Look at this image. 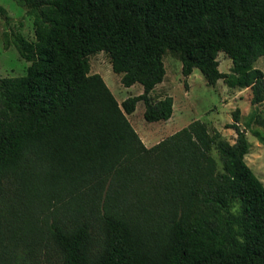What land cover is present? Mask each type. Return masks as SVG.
Wrapping results in <instances>:
<instances>
[{
  "label": "trees",
  "instance_id": "trees-1",
  "mask_svg": "<svg viewBox=\"0 0 264 264\" xmlns=\"http://www.w3.org/2000/svg\"><path fill=\"white\" fill-rule=\"evenodd\" d=\"M15 2L35 40L13 43L27 74L0 75V195L13 192L0 264H18L29 241L52 245L59 264H264V182L246 161L239 110L234 143L196 120L148 147L128 118L141 101L147 121L172 118L174 98L152 96L170 50L185 76L199 68L211 85L233 78L219 69L224 52L251 104L264 103V72L252 67L264 56V0ZM98 52L144 92L120 103L91 74Z\"/></svg>",
  "mask_w": 264,
  "mask_h": 264
},
{
  "label": "rangeland",
  "instance_id": "rangeland-1",
  "mask_svg": "<svg viewBox=\"0 0 264 264\" xmlns=\"http://www.w3.org/2000/svg\"><path fill=\"white\" fill-rule=\"evenodd\" d=\"M21 34L28 40H35L34 19L26 8L15 0H0V75L3 77H19L27 74L31 64L23 59L17 50L14 40ZM221 72L232 75L230 79H220L216 85L208 83L199 68H195L190 76L183 74L181 59L170 51L164 55L166 76L159 84L152 96L155 100L169 95L174 98V113L167 121L149 122L145 119L146 105L139 102L134 113L128 118L143 142L151 147L163 139L187 127L190 123L200 120L208 126L213 134L219 131L222 137L234 143L236 131L230 127L235 122V112L239 110L240 127L247 130L251 143L250 153L246 156L248 165L264 182V138L257 137L253 130L261 131L264 135V103L251 104L252 92L243 85L242 73L236 71L232 60L224 53L218 54ZM91 74H101L108 87L112 90L120 103L131 96L140 95L144 87L136 83L126 87L122 83V74L114 72L111 58L106 52H98L90 56ZM252 67L264 72V56L256 58ZM256 112L260 121H255L251 128H247L246 121ZM13 192L5 188L0 195V214L10 205ZM17 205L16 202H14ZM13 210L12 208L10 209ZM10 216L15 217L13 213ZM0 229L7 230V222L0 216ZM10 243L9 239H6ZM19 255L18 264H59V254L56 249L43 241L33 244L20 242L16 247Z\"/></svg>",
  "mask_w": 264,
  "mask_h": 264
}]
</instances>
